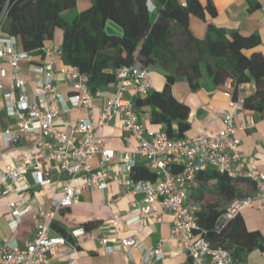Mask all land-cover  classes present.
I'll return each mask as SVG.
<instances>
[{"label": "built area", "instance_id": "built-area-1", "mask_svg": "<svg viewBox=\"0 0 264 264\" xmlns=\"http://www.w3.org/2000/svg\"><path fill=\"white\" fill-rule=\"evenodd\" d=\"M147 10H156L155 0H146ZM185 7L187 0H177ZM264 10V8H263ZM5 11L0 14V67L1 78L8 79L4 87L0 81V106L5 116L13 121L12 127L1 134L5 146L19 143V135L33 138L31 147H23L19 160L13 165L0 168V198L15 195L25 200L21 208L9 203L7 226L13 231L21 217L31 210L28 202L33 187L43 189L52 184L49 166L53 165L64 175L59 196L49 201V207L34 208L33 218L39 219L34 238L17 244L8 238L0 239V264H46V253L56 258L60 247H65V256L75 251L79 237L86 236L83 229L72 230L67 236H52V225L60 211L70 207L75 198L85 188L105 190L108 183L121 185L124 194H142L141 202L132 201L125 214L126 225L143 223L160 224L163 214L171 217L172 236L183 246L187 260L184 264H234L228 250L212 245L201 231L197 217L203 202L191 199L192 192L199 188L198 175L212 170L231 179H244L253 185V191L241 199L232 200L216 220L214 230L219 232L231 220L239 216L244 208L264 210V174L244 171L240 140L236 133L242 127L235 125V111L242 108L246 96L244 84L234 89L231 80L224 83V96L228 99L226 110L220 119L223 128L214 135L202 132L193 138H169L163 130L147 131L140 124L132 100L125 98L128 89L134 96H147L152 91L149 72L138 60L115 71L114 89L100 106L98 118L94 120V95L88 86V76L75 66L58 67L56 58L61 49L47 44L40 49L42 62L33 63L30 52L19 49L13 36L3 34L2 25ZM27 62L31 81L21 76L20 65ZM61 75L70 93L62 95L54 86V76ZM235 95V97H234ZM73 109H85L86 114L77 120H70L68 114ZM114 115L122 119V139L126 147L130 140L137 145L133 152H121L120 171L130 175L136 166V157L144 161V166L153 172L156 180L122 179L109 167L115 153L104 149L98 139L102 126L108 125ZM252 122H249L251 126ZM100 156L98 169L93 171L88 160ZM79 175H84L82 183H75ZM1 218V214H0ZM115 226V223H112ZM107 253L113 251L105 237L100 239ZM122 248H136L142 251L144 264L158 262L164 258L167 240L162 239L152 247H143L136 238L119 240ZM69 264H74L72 260Z\"/></svg>", "mask_w": 264, "mask_h": 264}, {"label": "trees", "instance_id": "trees-1", "mask_svg": "<svg viewBox=\"0 0 264 264\" xmlns=\"http://www.w3.org/2000/svg\"><path fill=\"white\" fill-rule=\"evenodd\" d=\"M79 0H0V14L5 11L2 32L13 36L22 51L38 57L40 49L53 39L55 29L61 32V67L75 66L88 76L92 93L115 82V71L138 60L145 68L161 66L165 85L161 91H151L139 103L150 108L149 122L162 127L169 138H182L188 129L189 108L178 102L171 93L175 76L194 86L203 65L217 84L231 80L235 89L239 84L252 82L254 91L245 96L242 108L264 118V58L258 51L257 36L227 33L222 28L209 26L203 42L188 29L191 15L204 18L205 13L215 15V9L198 0H187L182 7L177 0H155L158 7L155 19L147 10L146 0H91L92 5L79 12L68 23L61 13L73 9ZM112 21L122 30V36L104 32V25ZM235 97V95H234ZM175 126V130H174ZM130 179L155 181L156 176L145 166L136 165ZM199 189L213 182L216 201L210 206L205 192L194 197L203 202L197 221L204 237L214 246L228 250L233 261L238 250H251L262 246L258 232L240 228L237 218L229 221L217 232L214 225L225 207L234 199H241L253 190L242 189L243 180L231 179L208 170L197 177ZM53 228V227H52ZM62 236L67 233L56 227ZM232 248L235 251L231 252Z\"/></svg>", "mask_w": 264, "mask_h": 264}, {"label": "crops", "instance_id": "crops-1", "mask_svg": "<svg viewBox=\"0 0 264 264\" xmlns=\"http://www.w3.org/2000/svg\"><path fill=\"white\" fill-rule=\"evenodd\" d=\"M198 1L203 7L210 4L215 9V15L205 13L203 19L194 15L189 17L188 29L197 40L203 42L209 26L222 28L229 34L237 32L242 36L254 35L260 40L258 51L264 58V0ZM92 3L91 0H79L73 9L62 12L61 17L64 21L70 23L79 12L89 8ZM157 9L156 6L155 12L150 13L151 19L156 18ZM104 32L111 36H122L121 28L111 21L105 23ZM60 43L61 32L55 29L53 39L48 44L60 48ZM59 58L55 59L56 65L62 68ZM35 61H38V57L32 55V62L35 63ZM28 65L27 62L21 63V76L31 81L32 75L28 72ZM0 67L4 70L7 69L4 63H1ZM147 70L152 91H161L165 85L164 70L158 64ZM0 81L4 87L8 86L6 77L1 78ZM54 86L64 96L70 93L64 78L59 74L54 76ZM244 87L246 96L253 93L254 85L252 82L245 83ZM113 89L114 83L103 86L93 93L95 121L98 118L101 102L111 96ZM225 91V85L215 83L207 74L203 65L200 66V76L194 86L189 85L185 79L175 76L171 93L178 102L189 108L188 129L183 137L193 138L202 132L214 135L223 128L220 115L226 110L227 106L228 99L224 96ZM125 98L132 100L138 120L145 130H163L162 127L150 124V108L139 103L143 97L134 96L133 90L129 88ZM85 114V109H73L68 114V118L77 120ZM234 121L237 127H242L236 133V137L240 140L239 151L243 157L241 168L244 171H256L264 174V118L257 113L241 108L235 111ZM250 121L252 124L248 127ZM12 123L13 121L5 116L0 106V168L15 164L20 158L23 147L29 148L33 144L31 136L20 133L18 134L19 143H10L5 146L1 134L7 129L15 133ZM121 123V116L114 115L108 125L99 129L98 139L104 149L112 150L115 153L109 163L112 172L122 179H128L130 175L120 171L119 153L133 152L137 143L131 139L130 146L126 147L122 139ZM99 161V155L88 160V164L93 171L98 169ZM136 165L144 166V161L136 157ZM48 168L52 184L43 189L32 188L27 199L30 202L31 210L21 217L19 225L13 231L9 230L7 226V205L12 203L16 208H21L25 200L15 195L0 198V239L8 238L16 241L19 245H23L34 238L36 226L39 223V219L33 218L34 208L47 209L49 201L59 196L61 182L64 179V175L56 167L50 165ZM84 179V175H79L75 183H82ZM240 180L244 182L242 189L249 185L253 190V185L249 181ZM210 184H213V182ZM200 193L201 191L198 188L192 192L191 197L194 198ZM142 198V194H124L123 187L114 182L108 183L105 190L83 189L70 207L57 213L52 225L51 235H60L56 232V227L63 229L66 233L83 229L86 235L92 236L93 239L82 236L73 240L75 251L70 254L69 258L65 256V247L59 248L56 258H52L49 253H46L48 260L46 264H69L70 260L74 264H144L141 250L134 247L125 249L119 245L120 239L131 237L136 238L143 247H152L162 239L167 240L164 258L161 261L147 264H184L187 257L179 239L172 236L171 217L168 214H163V222L160 224L151 223L150 221L131 225L125 224V214L130 208V203L132 201L141 202ZM113 222L115 226H112ZM237 223L246 232H258L262 238V246L251 250H238L234 264H264V210L256 207L244 208L237 218ZM102 237H105L108 240V245L112 247L113 251L111 253H107L104 246L101 245L100 239ZM233 251H235V248H232L231 252Z\"/></svg>", "mask_w": 264, "mask_h": 264}, {"label": "rangeland", "instance_id": "rangeland-1", "mask_svg": "<svg viewBox=\"0 0 264 264\" xmlns=\"http://www.w3.org/2000/svg\"><path fill=\"white\" fill-rule=\"evenodd\" d=\"M199 191H204L205 192L204 196H205V200H206V202H205L206 206H207V203L210 206H214L217 197L215 196L213 184H208V185H206V187L200 188ZM191 199L193 200L194 198L191 197Z\"/></svg>", "mask_w": 264, "mask_h": 264}]
</instances>
